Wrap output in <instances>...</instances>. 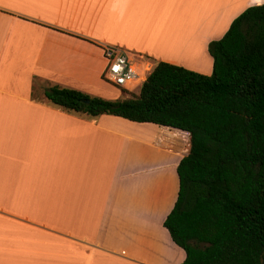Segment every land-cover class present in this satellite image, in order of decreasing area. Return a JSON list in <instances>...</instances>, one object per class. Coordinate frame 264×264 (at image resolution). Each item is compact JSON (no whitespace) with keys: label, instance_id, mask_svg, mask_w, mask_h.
I'll return each instance as SVG.
<instances>
[{"label":"crops","instance_id":"obj_1","mask_svg":"<svg viewBox=\"0 0 264 264\" xmlns=\"http://www.w3.org/2000/svg\"><path fill=\"white\" fill-rule=\"evenodd\" d=\"M263 2L0 0V264H180L162 223L188 133L66 112L44 90L93 95L104 45L149 72L165 61L210 74L208 42Z\"/></svg>","mask_w":264,"mask_h":264},{"label":"trees","instance_id":"obj_2","mask_svg":"<svg viewBox=\"0 0 264 264\" xmlns=\"http://www.w3.org/2000/svg\"><path fill=\"white\" fill-rule=\"evenodd\" d=\"M207 50L210 74L158 61L139 93L122 99L56 85L44 96L87 118L186 131L177 197L162 223L185 253L180 264H264V2L246 7Z\"/></svg>","mask_w":264,"mask_h":264},{"label":"built area","instance_id":"obj_3","mask_svg":"<svg viewBox=\"0 0 264 264\" xmlns=\"http://www.w3.org/2000/svg\"><path fill=\"white\" fill-rule=\"evenodd\" d=\"M103 51L107 58V66L103 78L115 86L125 88L127 84L142 79L138 67L131 62L127 55L116 46L104 45Z\"/></svg>","mask_w":264,"mask_h":264},{"label":"rangeland","instance_id":"obj_4","mask_svg":"<svg viewBox=\"0 0 264 264\" xmlns=\"http://www.w3.org/2000/svg\"><path fill=\"white\" fill-rule=\"evenodd\" d=\"M111 46H115V45H111ZM104 49H105V46H102V53H103ZM103 58H104V61H105L104 65H103L102 73H101L102 81H103V84H102L103 87H101L99 89H94L93 88V90H91L93 92L90 91V93L93 94L92 96H98V97L107 98V99H110L109 98V96H110V97H112V99H122V98H125V97H128V96H131V95L138 94L140 86H141V83H142L143 79L146 77V75L149 72V66L144 65V64L138 65V72L142 76V79H140L138 81H135V82H132L130 84H127L125 86V88H120L118 86H115L111 82H108L107 80H105L103 78V73H104V70L106 69L107 62H108L107 58L104 55V53H103ZM122 89H125V90H122ZM139 221H141V220H139ZM142 229L143 228L135 229L136 234H141L140 231Z\"/></svg>","mask_w":264,"mask_h":264}]
</instances>
